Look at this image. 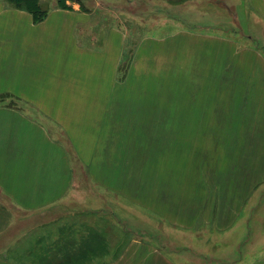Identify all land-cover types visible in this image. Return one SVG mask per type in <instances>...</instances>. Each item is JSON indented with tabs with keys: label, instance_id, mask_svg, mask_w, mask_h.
<instances>
[{
	"label": "rangeland",
	"instance_id": "374dc122",
	"mask_svg": "<svg viewBox=\"0 0 264 264\" xmlns=\"http://www.w3.org/2000/svg\"><path fill=\"white\" fill-rule=\"evenodd\" d=\"M69 1L79 2L93 12L100 9L92 18L99 26L118 24L126 29L118 79L126 83V99L136 103L141 98L142 109L153 111L152 118L159 119L158 126L142 128V145L126 144L125 153L112 154L105 160L108 174L95 176L89 172L88 176L83 169L79 170L75 186L79 191L70 193L69 208L57 206L39 213L37 209L26 210L11 204L8 209L6 203L10 198L0 192V248L5 251L7 235L39 230L45 220L55 219L52 216L55 212L66 211L77 213L65 216L64 225L72 218L71 224H76L77 217L84 214L83 223L94 224L95 231L107 229L112 242L123 248L150 247L165 255L168 247L180 246L185 230L190 228L189 232L196 234L190 241L191 247L203 250L221 247L225 260L226 242L233 244L237 238L242 253L237 251L236 263L261 264L264 23H253L240 15L244 23L232 26L230 11L224 6L219 9L212 0ZM38 4L45 10L67 5L66 0H38ZM206 9L218 31L200 29L207 22L200 10ZM236 9L243 13L240 5ZM181 27L191 28L195 34L212 31L233 38L237 46L235 50L225 46L220 65L202 63L196 53L190 56L189 50H183L182 39L172 42L164 39L168 36L164 31ZM99 28L96 27L95 39L91 41L95 45L100 43ZM147 35L160 37V42L154 40L151 44L156 56L135 58L134 51L143 52L138 47L141 38ZM92 38L87 37L88 42ZM189 44L191 52H198L199 38H192ZM13 100L0 95V101ZM184 110L189 121L178 125ZM120 137H130V130L123 135L120 131ZM141 146L142 157L135 153V147ZM184 210L188 211V218ZM102 216L109 221L104 223ZM230 216L233 222L226 226ZM42 221L36 230L28 227ZM74 226L65 232L80 230ZM122 232L128 235L123 237ZM26 242L33 240L21 238L18 249Z\"/></svg>",
	"mask_w": 264,
	"mask_h": 264
},
{
	"label": "crops",
	"instance_id": "0c3cea01",
	"mask_svg": "<svg viewBox=\"0 0 264 264\" xmlns=\"http://www.w3.org/2000/svg\"><path fill=\"white\" fill-rule=\"evenodd\" d=\"M212 3L230 11L232 26L244 23L240 15L253 23H264V0ZM66 4L49 7L46 16L34 22L27 10L0 0V95L14 99L10 103L0 101V192L10 198L8 209L17 205L40 213L57 206L69 208L70 193L79 191L75 188L79 170L83 169L84 175L108 174L105 160L112 154L125 153L126 144L142 145V128L158 126L159 119L152 118L153 111L142 109L141 98L136 103L126 99V83L118 79L126 29L118 24H96L92 18L100 9L86 10L76 1L66 0ZM235 4L243 8V13ZM200 15L207 20L200 29L218 31L213 28L217 23L208 9L200 10ZM96 27H100V43L95 45L91 41ZM163 33L168 34L164 38L167 41L182 39L183 50H189L190 56L196 53L202 63L215 66L222 64L225 46L234 50L237 46L233 38L212 31L195 34L191 28L181 27ZM159 38L142 37L138 48L144 50L134 51L135 58L155 57L151 44L154 40L160 42ZM192 38L200 40L198 52H191ZM183 56L187 57V53ZM182 113L178 125L183 126L189 116L185 110ZM147 115L151 116L145 118ZM127 129L130 137H120V131L123 135ZM142 152V146L135 147L140 157ZM105 204L102 206H108ZM75 213L55 212V219L45 220L39 230L35 228L43 221L28 226L36 231L7 235L5 251L0 248V255L4 254L0 264H237V251L242 253L237 238L233 244L226 242L225 260L221 247H191L196 234L190 233V228L183 234L182 246L168 247L165 255L150 247L123 248L112 242L107 229L95 231L94 224L83 223L84 214L77 217L76 224H71L72 218L64 225L65 216ZM187 213L184 210L188 218ZM108 219L102 216L104 223ZM231 222L230 216L226 226ZM72 225H79L74 227L80 230L65 232L68 227L73 230ZM21 238L33 242L23 243L18 249Z\"/></svg>",
	"mask_w": 264,
	"mask_h": 264
},
{
	"label": "trees",
	"instance_id": "16d2710c",
	"mask_svg": "<svg viewBox=\"0 0 264 264\" xmlns=\"http://www.w3.org/2000/svg\"><path fill=\"white\" fill-rule=\"evenodd\" d=\"M16 8L27 10L32 14L33 21H41L47 13V10L41 9L38 0H6Z\"/></svg>",
	"mask_w": 264,
	"mask_h": 264
}]
</instances>
